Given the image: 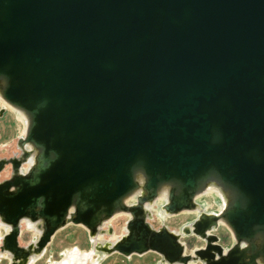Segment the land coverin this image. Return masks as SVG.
Here are the masks:
<instances>
[{"label":"water","instance_id":"obj_1","mask_svg":"<svg viewBox=\"0 0 264 264\" xmlns=\"http://www.w3.org/2000/svg\"><path fill=\"white\" fill-rule=\"evenodd\" d=\"M0 81L38 149L27 173L0 183L14 255L36 246L15 245L22 216L44 222L37 252L70 208L88 230L122 209L128 235L104 251L264 262V0H0ZM138 173L146 194L128 206ZM211 179L231 200L184 227L205 242L194 255L132 216L164 184V210L190 208ZM219 220L234 237L225 250Z\"/></svg>","mask_w":264,"mask_h":264},{"label":"rangeland","instance_id":"obj_2","mask_svg":"<svg viewBox=\"0 0 264 264\" xmlns=\"http://www.w3.org/2000/svg\"><path fill=\"white\" fill-rule=\"evenodd\" d=\"M24 129L25 122L19 117L18 111L5 105L0 99V159L12 160L20 156L22 151L18 147V140L24 135ZM19 170H21V174H25L28 170V164L24 162ZM12 173L13 164L8 161L0 169V183L10 179ZM215 192L209 191L194 196L195 203L199 204L205 213L216 214L223 208L222 198ZM127 201L126 204L129 205L136 203L134 196L128 198ZM166 201V197L156 198L150 206L152 216L149 217L148 223L155 229L165 226L170 230L181 233L184 227L191 225L200 214L198 209L182 210L175 214H169L163 209ZM130 218L131 214L129 212L117 213L111 216L103 226L106 229V225H112L113 233L101 234L102 236L97 237L91 236L89 230L83 225L69 222L53 232L39 251L32 254L30 264H179L164 260L160 253L154 251L131 255L104 251L102 244L113 243L118 240L125 232L126 223ZM30 226L24 225L18 231L14 238L16 246L25 248L28 245L36 244L37 246L41 243L42 233ZM9 232L10 229L7 225H0V264H10L11 259L15 256L13 250L5 245V242H10V240L5 241V237ZM212 233L220 237V243L224 250L234 243L231 229L223 220H219L218 227ZM181 235L180 241L185 244V254L194 255L193 251L202 248L205 244L203 239L192 233ZM187 264H202V262L196 259L190 260Z\"/></svg>","mask_w":264,"mask_h":264},{"label":"bare ground","instance_id":"obj_3","mask_svg":"<svg viewBox=\"0 0 264 264\" xmlns=\"http://www.w3.org/2000/svg\"><path fill=\"white\" fill-rule=\"evenodd\" d=\"M2 86H3V83L0 81V99L2 100L3 103H5V105H8V106H10L12 108H15L18 111L19 117H21V119H23L24 122H25V129H24V131H25L26 130V127H27V124H28L29 115L24 110H22L20 108H17L15 106L11 105V104H9L8 102H6L3 99L2 95H1V88H2ZM23 137H24V135H22L19 138V140H18V147L22 151L21 154H20V156L16 157L15 159H12L10 161V163L13 164V173H12V176H16V175H18V174L21 173V170H19V167L21 165H23L24 162H26L28 164V170L36 162V155H37L38 149L32 143L25 142L23 140ZM28 170H27V172H28ZM135 178H136V180L138 182V186L130 194H128L126 197L123 198V203H125V204L128 202L127 201L128 198L133 197V196L136 199V202L138 203V201L142 197H144V195L146 194V191L144 189V181H145L144 180V177L141 174L138 173V174H136ZM170 188H171V185H169V184H164L161 187H159V189L157 190V192L153 196V198L147 199V200H143V201H140L139 202V204H138V210L139 211H138V213L132 214V216L140 217L145 222H147V224L149 225L150 228L155 229V228L152 227V225H150L148 223L149 222L148 221L149 217L152 216L150 206L152 205V203L154 202V200L156 198L159 199V198L166 197L169 200V191H170ZM209 191H216L221 196L222 201H223V207H225L230 202V200H231V194L229 193V191L225 187H223L218 181H216L214 179H211V180H208L207 182H205L204 185L201 187V189H199L195 193L194 196H197L199 194H202V193H205V192H209ZM193 202L195 203V200H193ZM127 205L130 206L129 204H127ZM199 208H200L199 204L196 203V205L193 204L192 207L185 208V209H182V210H195V209H199ZM182 210H180V211H182ZM123 212L125 213V212H129V211H125V210H122V209H117L111 216H113V215H115L117 213H123ZM166 212L169 213V214L178 213V212H171V211H166ZM72 213H73V211L70 208L69 211H68V213H67V215H66V220H65L66 223H69L70 222V216L72 215ZM110 217L103 218L94 230H89V232L91 233V236L97 237V236H99L101 234H112L113 233L112 225H110V224L109 225H106V227H107L106 229H104V226H103V225H105L107 223V221H108V219ZM0 225L1 226L2 225H7L10 230L12 229V224H7L4 221H0ZM24 225H27V226H30L31 225L30 227L34 228V230H38L40 233H42L44 231V222H42L41 219H36V220L33 221L28 216H22V217L19 218L18 223H17V226H18L19 230H21V228ZM165 228L168 231H170L171 233L175 234V236L177 237L178 241L181 243V241H180V237L181 236H180V233L179 232H176L174 230H170L167 227H165ZM187 228H189V225L185 226V229H187ZM157 229H155V230H157ZM128 232H129V228H128L127 223H126L125 232L122 234L121 237L125 238L128 235ZM181 244H183V243H181ZM109 245H110V243L107 242L102 247H103V249L106 250V249H109V247H110ZM30 249L31 250L25 251L28 254L27 256H25V255L23 256V255H20V254H18V255L15 254V256L13 257V259H11V262H13V264H30L31 263V260H32V257L31 256L35 252L36 246H31ZM77 253H78V251H77ZM257 264H264V262L262 261V259L258 258L257 259Z\"/></svg>","mask_w":264,"mask_h":264}]
</instances>
